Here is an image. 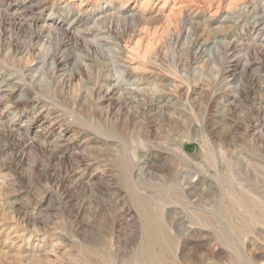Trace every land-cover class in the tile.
<instances>
[{"label": "rangeland", "instance_id": "obj_1", "mask_svg": "<svg viewBox=\"0 0 264 264\" xmlns=\"http://www.w3.org/2000/svg\"><path fill=\"white\" fill-rule=\"evenodd\" d=\"M263 1L0 0V264H264Z\"/></svg>", "mask_w": 264, "mask_h": 264}, {"label": "bare ground", "instance_id": "obj_2", "mask_svg": "<svg viewBox=\"0 0 264 264\" xmlns=\"http://www.w3.org/2000/svg\"><path fill=\"white\" fill-rule=\"evenodd\" d=\"M261 10L264 11V1L261 4ZM263 23V22H262ZM177 151L180 153L181 156H185L187 157L186 153L183 151L182 148H180L179 146L176 147Z\"/></svg>", "mask_w": 264, "mask_h": 264}]
</instances>
